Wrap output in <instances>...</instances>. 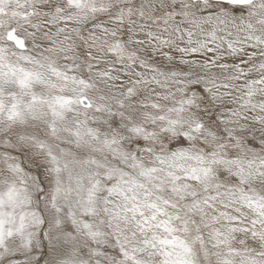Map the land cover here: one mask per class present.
I'll use <instances>...</instances> for the list:
<instances>
[{"label":"snow or ice","instance_id":"obj_1","mask_svg":"<svg viewBox=\"0 0 264 264\" xmlns=\"http://www.w3.org/2000/svg\"><path fill=\"white\" fill-rule=\"evenodd\" d=\"M0 264H264V0H0Z\"/></svg>","mask_w":264,"mask_h":264}]
</instances>
